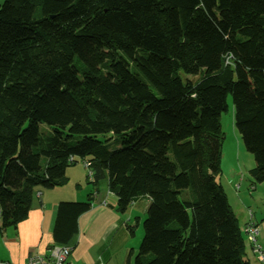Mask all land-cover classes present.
I'll use <instances>...</instances> for the list:
<instances>
[{"label":"trees","instance_id":"trees-1","mask_svg":"<svg viewBox=\"0 0 264 264\" xmlns=\"http://www.w3.org/2000/svg\"><path fill=\"white\" fill-rule=\"evenodd\" d=\"M227 95L264 183V0H3L0 235L81 160L118 211L148 199L133 264H249L215 181ZM90 207L60 201L53 243Z\"/></svg>","mask_w":264,"mask_h":264},{"label":"crops","instance_id":"crops-1","mask_svg":"<svg viewBox=\"0 0 264 264\" xmlns=\"http://www.w3.org/2000/svg\"><path fill=\"white\" fill-rule=\"evenodd\" d=\"M244 165L251 166V163L245 162ZM236 171L235 168L227 172L228 178L221 187L227 202L225 186L229 189L236 212L230 209L236 221V214L241 217V224H237L243 230L249 220L247 209L250 208L244 210L237 203L240 193L235 191L233 182ZM89 183L84 165L76 162L67 167L61 184L51 188H36L26 217L17 223L16 228L9 227L0 235V264H27L29 255H46L49 245L54 244L52 231L57 204L60 201H83L88 195L91 196V207L79 215L77 232L64 243L71 248L68 260L71 264H133V255L142 237L138 208L145 214L148 199H139L128 210L120 212L116 209V196L108 189L107 176L90 186ZM137 204L138 207L134 208ZM253 220L258 224L259 239L261 236L258 243L264 251V220L259 223L255 214ZM245 258L249 264H262L257 261L247 239Z\"/></svg>","mask_w":264,"mask_h":264},{"label":"rangeland","instance_id":"rangeland-1","mask_svg":"<svg viewBox=\"0 0 264 264\" xmlns=\"http://www.w3.org/2000/svg\"><path fill=\"white\" fill-rule=\"evenodd\" d=\"M226 100H227L226 109L223 112H221L219 116V124L221 131L223 132L224 138L222 140V145L220 150V160H219L220 171L218 175L215 176V181L219 183L221 186H224V182L228 178L227 172L234 170L236 168L237 171H236V175L233 176V182H234L235 191L240 193L239 199H237V203L240 204L242 208H245L244 210L250 208L247 209V211L250 210L252 214H255L259 223H262L264 220V183L253 182L249 174L248 170L250 167L253 166L254 158L252 154L246 151L242 139L233 124L231 96L227 95ZM79 162L82 164L81 160L78 161L77 163ZM245 162H249V164L251 163V166L244 165ZM88 185L90 186L91 183H89ZM232 191L234 192L233 188ZM225 192L228 195V203L230 205V208L236 212V207L230 196V191L226 186H225ZM136 207H138V204L134 205V208ZM129 208H127L126 210H128ZM138 211L140 215L139 226L141 231L142 221L145 218V214L141 212L140 207L138 208ZM236 216H237V223L239 224L241 217H238L237 214ZM260 239L258 234L259 243H260ZM136 248H138V245ZM137 250L138 249H136V252ZM134 257L135 254L133 255V258Z\"/></svg>","mask_w":264,"mask_h":264},{"label":"built area","instance_id":"built-area-1","mask_svg":"<svg viewBox=\"0 0 264 264\" xmlns=\"http://www.w3.org/2000/svg\"><path fill=\"white\" fill-rule=\"evenodd\" d=\"M84 167L87 169V161L83 162ZM87 174L91 175V172L87 170ZM244 234L246 239L252 245L253 253L257 259L262 264H264V251L258 243V227L256 223L252 220L251 213L249 211V220L244 226ZM71 248L65 244H53L51 248L48 249L47 254H32L27 258V264H71L68 260Z\"/></svg>","mask_w":264,"mask_h":264},{"label":"clouds","instance_id":"clouds-1","mask_svg":"<svg viewBox=\"0 0 264 264\" xmlns=\"http://www.w3.org/2000/svg\"><path fill=\"white\" fill-rule=\"evenodd\" d=\"M250 211V210H249ZM249 211H248V219H249ZM251 213V212H250ZM251 217H252V220H253V214L251 213ZM254 221V220H253ZM248 222V221H247ZM246 222V223H247ZM255 222V221H254ZM246 223H245V225H246ZM256 223V222H255ZM244 225V226H245ZM256 225H257V227H258V224L256 223ZM243 233H244V228H243ZM258 233H259V229H258ZM245 235V234H244ZM257 239H258V236H257ZM249 242V241H248ZM250 243V242H249Z\"/></svg>","mask_w":264,"mask_h":264},{"label":"bare ground","instance_id":"bare-ground-1","mask_svg":"<svg viewBox=\"0 0 264 264\" xmlns=\"http://www.w3.org/2000/svg\"><path fill=\"white\" fill-rule=\"evenodd\" d=\"M70 161H72V159L70 158Z\"/></svg>","mask_w":264,"mask_h":264}]
</instances>
